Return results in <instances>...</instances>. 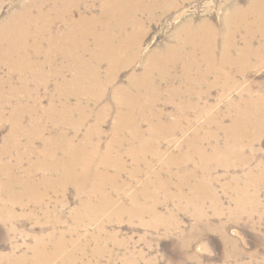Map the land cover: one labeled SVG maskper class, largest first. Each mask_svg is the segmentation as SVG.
<instances>
[{
	"label": "rangeland",
	"instance_id": "1",
	"mask_svg": "<svg viewBox=\"0 0 264 264\" xmlns=\"http://www.w3.org/2000/svg\"><path fill=\"white\" fill-rule=\"evenodd\" d=\"M23 1L26 2L1 0L0 23L12 11L20 9ZM51 1L46 0L44 10L54 6L55 2ZM72 1L76 5L71 14L74 20L95 19L91 21L93 25L88 21L90 24L87 23L76 35L85 38L88 44L84 58H89L95 51V37L107 35L105 27L108 23V33L117 31L114 32V43L133 33L134 23H142V54L139 53L136 61L128 63L125 57L127 53H119L121 58L125 57L127 64L125 61L121 63L124 65H120L111 84L105 87L101 100L90 106L89 118L79 130L68 123L54 125L49 119L51 114L59 117L65 115L61 112L67 104L66 96L60 97L56 89L64 81L55 74L53 76V73L59 68L69 78L73 70L67 66V59L53 53V62L47 64L45 58L49 47L44 43L41 54L34 56V59L38 58V65L26 69L0 65V99H8L0 119V264H13L18 257V264H35L38 256L42 259L38 260L39 264H264V31L255 27L252 28L254 31H250V24L254 25L260 14L255 11L247 13L251 8L250 3L262 2L260 6H263L264 16V0H174L166 5V9L159 8L151 13L139 10V7L151 4L150 0H143L139 2L137 13L130 7L125 19L113 6L106 14L102 13L105 6L112 5L110 0ZM121 3L128 4L125 1ZM238 9L241 13L246 12L239 16L236 13ZM112 10L116 13H111ZM130 11L133 16H130ZM35 12L33 8L32 14ZM122 20L128 21L125 26ZM57 24L55 28H64ZM189 25L197 30L202 25L201 30L206 27L205 32L208 33L204 35L213 42L216 48L212 51L214 54L210 52L207 56L198 38L197 46L186 45L180 50L181 53H170L175 59L167 63L171 69L167 70L168 81L162 80L157 71L153 73L152 83L149 82L148 86L144 81L138 84L130 81V75L142 74L151 53L157 51L161 55L168 45L175 47V44L182 43L176 40L175 34L178 29ZM185 34L183 31L179 33L181 37H186ZM226 48L229 49L227 54ZM188 50L191 59H185ZM229 57L232 61L228 60ZM234 60H237L236 63ZM181 63H189L188 73L185 64ZM212 64L215 66L212 67ZM92 65L99 69L101 80L109 74L106 61L99 63V66L93 61ZM35 73L47 76L46 80L38 81ZM194 76L199 78L195 77L194 80ZM176 87L181 88L178 95L173 93ZM146 89L151 92L153 89L157 93L154 109L144 107L151 101V97L143 93ZM131 90L143 92L136 96ZM133 94L142 105L141 111L135 110L134 115L141 116V113L146 118L140 120L139 137L134 135L131 128L123 126L118 131L115 128L119 111L124 110L119 100L125 96L127 99L134 98ZM86 97L89 98L82 96L83 102L87 101ZM33 99H37L35 104ZM69 100L70 115L77 118V100L74 96H69ZM249 101L260 102L259 106H254L259 108H255L258 112L254 107L251 109V106H247ZM51 104H56L57 109L54 107L50 111ZM32 105L39 108V112L24 113L19 122V125L22 124L13 125L14 128L9 121L10 113L16 108L30 109ZM258 113H262L259 114L261 118L257 116ZM236 115L241 123H235ZM35 117V124H40L32 127L30 123ZM232 125L234 128L227 130ZM67 138H72L74 147L81 148L77 155L84 152L81 155L88 156L96 147L92 171L88 172V181L84 184L77 181L66 183L62 162L67 159ZM143 143L147 146L141 153L139 148ZM215 147L218 149L216 152ZM79 171L80 166L76 169L77 173ZM98 182H103V185ZM150 206H156L155 210ZM48 253H55L56 256L47 258Z\"/></svg>",
	"mask_w": 264,
	"mask_h": 264
},
{
	"label": "bare ground",
	"instance_id": "2",
	"mask_svg": "<svg viewBox=\"0 0 264 264\" xmlns=\"http://www.w3.org/2000/svg\"><path fill=\"white\" fill-rule=\"evenodd\" d=\"M49 1V0H48ZM56 3H58V5L54 4V6L50 9V10H44V6L46 5V0H29L26 2L23 1L24 3H22V6L20 9L18 10H15V11H12L8 16L7 18L0 23V65H8L9 67H13V68H21V69H26V68H31L33 65H38L37 63L39 62L37 59H34V56H39L41 54V48H42V44L44 43H47L48 45V51H50V53L47 51V56H46V62L47 64H51L53 62V53H56L57 55L59 54L60 56H62L65 60L67 59L68 61V64L67 66L73 70L71 76L69 78H66V76L64 75V72L61 71V69H54V73H53V76L54 74L56 75L55 77L57 78H61L64 82L61 83V86L56 89H58V95L60 97H63V96H66V103L67 104H71L69 103V96H74L77 100V106H76V109L78 111V117L76 118H73L71 115H70V112H71V106L69 107L67 104L62 108V112L63 114L65 115H55V114H51L49 117V119H51V121L53 122L54 125H64L66 123H68L70 126H72L73 128H75V130H79L81 128V126L84 124V121H86L87 118H89L88 116L90 115L89 113V108L91 105H96L100 100L101 98L103 97V95H105V87L109 85V83L111 84L113 78H114V74L115 72L118 70V68L120 67L121 63L125 61V57L128 59V63L129 62H133V61H136L138 56H139V53L140 50H141V32H140V26H142L140 22H136L134 23V27H135V30L133 31V33L130 32V35H128V37L124 38V39H119L120 41L118 43H114V32H110L108 33V21L106 23H108V25H106V31H107V35H100V36H97L95 37V40H94V49L95 51L92 52L91 55H89V58H84L83 57V54H85V52L87 51L88 49V44L87 42L85 41V38L83 37H76L77 34H79L80 30H83V27H85V25H87V23H89L88 21H92V20H95V19H91V20H87L85 18H81V19H77V20H74V17L72 14L73 10H74V7H76V5L73 3L74 1L72 0H52ZM51 1V2H52ZM122 1H125L126 3L128 4H122L121 2ZM143 2V0H113L110 2H112V5H107L104 7L103 9V14H106L109 10L110 7L114 8L117 12H119V14L121 15L122 18L125 19V14L127 13V11L130 9V7L134 10V13H137L135 11H138V5H139V2ZM149 1V0H148ZM151 4L146 6V7H139V10H143V11H148V13H151L152 11L156 10V9H159V8H162V10L166 9V5L171 3L172 1L174 0H150ZM259 1V0H258ZM261 1V0H260ZM20 3V4H21ZM77 3V2H76ZM106 3V2H105ZM124 3V2H123ZM262 3V2H260ZM260 3L256 2V1H253L251 4V8L247 11V13H251L253 11H255V13H259L260 14V18L255 20L253 24H250V31H254V28L255 29L257 28L258 30H260L261 32L264 31V24L262 23V13H263V6H260ZM80 4V3H79ZM104 4V2H103ZM102 4V5H103ZM110 4V3H109ZM148 4V3H147ZM0 5H1V0H0ZM106 5V4H105ZM262 5V4H261ZM79 6V5H78ZM145 6V5H144ZM35 9V13L32 14V9ZM102 8V7H101ZM111 8V9H112ZM238 8V7H236ZM234 9V8H233ZM239 10V9H238ZM238 10H235V11H238ZM116 11H111V13H116ZM234 11V10H233ZM234 11V12H235ZM75 12V11H74ZM131 12V11H130ZM142 12V11H141ZM246 12V10H245ZM243 11V13L240 12V10L238 12H236L237 14H239L240 16V13L241 14H244L245 13ZM233 13V12H232ZM230 12V14H232ZM49 14H52V16H48ZM229 14V13H228ZM100 15V14H99ZM109 15H112V14H109ZM117 15V14H116ZM119 15V16H120ZM133 16V13L131 12L130 13V16ZM233 15V14H232ZM249 15V14H248ZM118 16V15H117ZM127 15V17H130ZM243 18V15H241ZM100 17V16H99ZM247 17V16H246ZM256 17V15H255ZM254 17V18H255ZM104 18V17H103ZM113 18V17H112ZM119 18V17H118ZM231 18V16H230ZM76 19V18H75ZM89 19V18H88ZM105 19V18H104ZM116 19V18H115ZM114 19V21H115ZM121 19V18H120ZM228 19V18H227ZM235 19V18H234ZM110 20V19H108ZM231 20V19H230ZM229 20V21H230ZM237 20V19H235ZM242 20V19H241ZM248 20V19H247ZM246 20H244L245 22ZM252 21V20H251ZM105 22V21H104ZM110 22V21H109ZM116 22V21H115ZM118 22V21H117ZM120 22V21H119ZM123 24L122 25H126L127 24V20H122ZM203 22V21H202ZM231 22V21H230ZM238 22V21H237ZM247 22V21H246ZM245 22V23H246ZM37 23H40L39 26H37L36 24ZM57 23H60L64 28H55V24L58 25ZM105 23V24H106ZM114 23V22H112ZM185 23V22H184ZM204 23V22H203ZM236 23V22H235ZM248 23V22H247ZM90 24V23H89ZM88 24V25H89ZM92 24V22H91ZM119 24V23H118ZM129 24V23H128ZM189 24V23H188ZM200 24V23H199ZM205 24V23H204ZM228 24V23H227ZM233 24H234V21H233ZM240 24V23H239ZM60 25V26H61ZM93 25V24H92ZM104 25V24H103ZM102 25V26H103ZM114 25V24H113ZM116 25V24H115ZM132 25V26H133ZM184 25V24H183ZM182 25V26H183ZM187 25V24H186ZM193 25V24H191ZM226 25V24H225ZM242 25V24H241ZM246 25V24H245ZM105 26V25H104ZM117 26V25H116ZM123 26V27H124ZM194 26V25H193ZM200 26V25H199ZM203 26V25H202ZM199 27L200 30H197V29H194L192 28L190 25L189 26H185L184 28L182 27L181 29H178V31L176 32L175 34V38L178 42H182V43H179L178 45L175 44V47L174 46H170L168 45L165 49V53H162V54H165L164 56H162V54L160 55V53H158L157 51H154L153 53H151L147 59V61L145 62V68L143 67V71H142V74H132L130 75V81L133 82V83H137L140 82L142 83V81L146 82L147 86L150 83H152V80H153V73L155 74V71H157L158 73V76L162 79V80H167L168 81V77H169V72L167 70H169L170 68V64L168 65L167 63L170 61V62H173L175 58L171 57L170 56V53L173 51H179L185 47L186 45H191V46H197V42H196V39H200V41L203 43V48L205 49V51L207 52V56H209L210 52H212L214 50L215 47L213 42L212 41H208L207 40V36L205 37V29H206V24L204 26V29L201 30L203 27ZM235 26V24H234ZM240 26V25H238ZM110 27V26H109ZM121 27V26H120ZM121 27V28H123ZM195 27V26H194ZM211 27V26H210ZM231 27V26H230ZM237 27V26H236ZM235 29H238L236 28ZM247 27V26H246ZM111 28V27H110ZM131 28V27H130ZM129 28V29H130ZM233 28V27H232ZM231 28V29H232ZM241 28V27H240ZM245 28V26L243 27ZM128 29V30H129ZM229 29V28H227ZM229 29V30H231ZM234 29V28H233ZM232 29V30H233ZM242 29V28H241ZM246 29V28H245ZM249 29V28H248ZM256 29V30H257ZM97 30V28H96ZM127 30V31H128ZM133 30V29H132ZM143 30V29H141ZM211 30V29H210ZM54 31V32H53ZM85 31V30H84ZM94 31V30H93ZM126 31V30H125ZM124 31V32H125ZM180 31H183L185 32L186 34V37H181L179 35ZM207 31V30H206ZM216 31V30H215ZM240 31V30H238ZM246 31V30H245ZM56 32V33H55ZM117 32V31H116ZM115 32V33H116ZM119 32V31H118ZM121 32V31H120ZM214 32V31H213ZM226 32V31H225ZM231 32V31H229ZM229 32L227 33L229 35ZM258 32V31H257ZM256 32V33H257ZM90 33V32H88ZM97 33V32H96ZM95 33V35H96ZM101 33V32H100ZM105 33V32H104ZM103 33V34H104ZM123 33V32H121ZM208 33V32H207ZM206 33V35H207ZM211 33V32H210ZM209 33V34H210ZM234 33V32H233ZM238 33V32H237ZM253 33V32H251ZM255 33V34H256ZM94 34V33H93ZM182 34V33H181ZM215 34V33H213ZM218 34V32L216 33ZM236 33H234L235 35ZM245 34V33H244ZM247 34V33H246ZM87 35V34H86ZM226 35V33H225ZM233 35V36H234ZM250 35V34H249ZM261 35V34H260ZM91 36V35H89ZM94 36V35H93ZM122 36V35H121ZM210 36V35H209ZM252 36V35H251ZM262 36V35H261ZM85 37V36H84ZM87 37V36H86ZM212 37V36H211ZM94 38V37H93ZM92 38V39H93ZM119 38V37H118ZM117 38V39H118ZM209 38V37H208ZM214 38V37H213ZM227 38V37H226ZM225 38V40H227ZM230 38V36H229ZM232 38V37H231ZM237 38V37H236ZM244 38V37H243ZM31 39V41H30ZM212 39V38H211ZM245 39V38H244ZM255 39V38H254ZM259 39V38H258ZM215 40V39H214ZM231 40V39H230ZM236 40V39H235ZM248 40V39H247ZM199 41V40H198ZM233 41H234V38H233ZM237 41V40H236ZM224 42V41H223ZM222 42V43H223ZM230 42V41H229ZM245 42V41H244ZM200 43V42H199ZM226 43V42H224ZM231 43V42H230ZM236 43V42H235ZM246 43V42H245ZM201 44V43H200ZM234 44V43H233ZM172 45V44H171ZM226 45V44H224ZM223 45V46H224ZM259 45V44H258ZM166 46V45H165ZM228 46H232V45H227ZM260 46V45H259ZM46 47V46H45ZM173 47V48H172ZM191 47V48H193ZM199 47V46H198ZM226 47V46H225ZM224 47V48H225ZM254 47V46H253ZM97 48V49H96ZM196 48V47H195ZM201 48V47H200ZM220 48H223V47H220ZM243 48V46H242ZM252 48V47H251ZM257 48V47H255ZM260 48V47H259ZM258 48V49H259ZM187 49V48H186ZM199 49V48H198ZM216 49V48H215ZM248 49V48H247ZM190 50V49H189ZM188 50V51H189ZM193 50V49H192ZM191 50V51H192ZM201 50V49H200ZM203 50V49H202ZM218 50V49H217ZM224 50V49H223ZM249 50H250V46H249ZM252 50V49H251ZM256 50V49H255ZM34 51V52H32ZM161 51V50H160ZM185 51V50H184ZM231 51V50H230ZM257 51V50H256ZM255 51V52H256ZM120 52H126L127 55L125 56L124 54V58H121L119 56V53ZM162 52V51H161ZM176 52H174L176 54ZM193 52V51H192ZM201 52V51H200ZM204 52V50H203ZM241 52V51H240ZM239 52V53H240ZM248 52V50H247ZM181 53V52H180ZM179 53V54H180ZM185 53V52H184ZM183 53V54H184ZM191 52H186V58L191 56L190 54ZM213 53V52H212ZM225 53H229V49L226 48L225 50ZM223 54V55H226V54ZM246 53V52H245ZM252 53V52H251ZM258 53V52H257ZM142 54V53H141ZM214 54V53H213ZM241 54V53H240ZM249 54V53H248ZM205 55V57H206ZM229 55V54H228ZM243 54H241L242 56ZM185 56V54H184ZM215 56V55H214ZM231 56V55H230ZM237 56H240V55H237ZM176 57V56H175ZM178 57V56H177ZM183 57V56H182ZM193 57V56H192ZM203 57V56H202ZM218 57V56H217ZM216 57V58H217ZM221 57V56H220ZM218 57V58H220ZM249 57V56H248ZM36 58V57H35ZM195 58V57H194ZM208 58V57H207ZM226 58V57H224ZM232 58V57H231ZM238 58V57H237ZM247 58V57H246ZM182 59V58H181ZM191 59V58H190ZM210 59V57H209ZM189 60V59H188ZM196 60V59H195ZM198 60V58H197ZM200 60V59H199ZM198 60V61H199ZM207 60V59H205ZM221 60V59H219ZM227 60V59H226ZM228 60H231L230 57ZM227 60V62H228ZM239 60V59H238ZM66 61V63H67ZM93 61L96 62V64L98 65L99 63L101 62H104L106 61L108 64H109V71L107 73H109L106 78H104L103 80H101L99 78V72H98V68L96 66H93L92 63ZM127 61V60H126ZM126 61L124 63H126ZM183 61V60H182ZM190 61V60H189ZM202 61V60H201ZM211 61V60H210ZM232 61V60H231ZM229 61V62H231ZM235 61V60H234ZM237 61V60H236ZM235 61V63H236ZM245 61V60H243ZM177 62V61H176ZM196 62V61H195ZM207 62V61H206ZM205 62V63H206ZM209 62V60H208ZM212 62V61H211ZM218 62V61H217ZM222 62V61H221ZM228 62V63H229ZM240 62V61H239ZM123 63V65H124ZM178 63V62H177ZM176 63V65H177ZM197 63V62H196ZM210 63V62H209ZM225 63V61L223 62ZM232 63V62H231ZM40 64V63H39ZM127 64V63H126ZM174 64V63H173ZM181 64H185V63H181ZM189 64V63H188ZM188 64H185V69L187 71V73L189 72V65ZM220 64V63H219ZM239 64V63H238ZM121 65V66H123ZM172 65V64H171ZM196 65V64H194ZM218 65V64H217ZM222 65V64H221ZM224 65V64H223ZM228 65V64H227ZM99 66V65H98ZM128 66V65H127ZM169 66V67H168ZM192 66V65H191ZM209 66V65H207ZM215 66L212 64V67ZM235 66V65H234ZM211 67V68H212ZM218 67V66H217ZM222 67V66H221ZM18 68V69H19ZM63 68V67H62ZM67 68V67H66ZM191 69V68H190ZM213 70H216L214 68H212ZM219 69H221L219 67ZM171 70V69H170ZM222 70V69H221ZM64 71V69H63ZM208 71V70H207ZM219 71V70H217ZM210 72V71H208ZM220 72V71H219ZM139 73V72H138ZM172 73V72H171ZM41 74V73H40ZM200 74V73H199ZM202 74V73H201ZM36 76H34L36 79H45L47 76H43V75H39L37 73H35ZM116 75V74H115ZM190 75V74H189ZM192 75V74H191ZM190 75V76H191ZM49 76V75H48ZM193 76V75H192ZM199 76V75H198ZM207 76V75H206ZM113 77V78H112ZM189 77V76H188ZM195 77L197 78V76H194V80H195ZM228 77V75H227ZM231 77V76H230ZM229 77V78H230ZM34 78V79H35ZM172 78V77H171ZM199 78V77H198ZM197 78V79H198ZM202 78H203V75H202ZM201 78V79H202ZM48 79V78H47ZM189 79V78H188ZM196 79V80H197ZM199 79V80H201ZM204 79V78H203ZM202 79V81H203ZM206 79V77H205ZM46 80V79H45ZM59 80V79H58ZM172 80V79H171ZM193 80V81H194ZM228 80V79H226ZM170 81V80H169ZM184 81V80H183ZM185 81H187L185 79ZM191 81V83L193 82ZM44 82V81H43ZM58 82V81H57ZM161 82V80H160ZM171 82V81H170ZM196 82V81H195ZM198 82V81H197ZM215 82V81H214ZM131 83V84H133ZM156 83V82H155ZM187 83V82H186ZM200 83V82H199ZM203 83V82H202ZM226 83V82H225ZM26 84V83H25ZM23 84V85H25ZM37 84V83H36ZM57 84V83H56ZM130 84V82H129ZM145 84V85H146ZM154 84V83H153ZM159 84V83H158ZM168 84V83H167ZM185 84V83H184ZM190 84V83H189ZM198 84V83H197ZM27 85V84H26ZM38 85V84H37ZM136 84H134L135 86ZM141 85V84H140ZM194 85V84H193ZM39 86V85H38ZM57 86V85H56ZM138 86V85H137ZM144 86V85H143ZM178 86V85H177ZM185 86V85H184ZM195 86V85H194ZM230 86V85H229ZM118 87V86H117ZM133 89V85L131 86ZM151 87H153L151 85ZM148 88L149 90L151 89ZM156 87V86H155ZM154 87V88H155ZM172 87V86H171ZM181 87V85L179 86ZM188 87V86H187ZM131 88V89H132ZM142 88V87H140ZM183 88V87H182ZM189 88V87H188ZM195 88V87H194ZM116 89V87H115ZM148 89H146L144 92L143 91H135L134 90L132 92H134V94L137 96V95H142V92L144 94H147L148 96L151 97V101L145 105L144 104V107H148L149 109H154V104H155V100L157 101V98L155 97L157 95V93H154L153 92V89H152V92L149 91ZM156 89V88H155ZM154 89V90H155ZM191 89V88H190ZM28 90V89H27ZM26 90V91H27ZM119 90V89H118ZM117 90V91H118ZM144 90V89H143ZM181 90V88H174L173 89V93L175 92L176 95H178L177 93ZM192 90V89H191ZM194 90V89H193ZM10 91V90H9ZM16 91V90H15ZM127 91V90H126ZM130 91V92H131ZM189 91V89H188ZM248 91V90H247ZM119 92V91H118ZM123 92V91H122ZM129 92V91H128ZM131 92V93H132ZM181 92V91H180ZM187 92V90L185 91V93ZM249 92V91H248ZM17 93V92H16ZM152 93V94H151ZM167 93V92H166ZM174 93V94H175ZM192 93V92H191ZM196 93V92H195ZM194 93V94H195ZM200 93V92H199ZM13 94V93H11ZM19 94V93H18ZM31 94V93H30ZM114 94V97H115V92L113 93ZM133 94L132 97H134L135 95ZM171 94V93H170ZM180 94H183L180 93ZM193 94V95H194ZM32 95V94H31ZM122 95V94H120ZM127 95V94H126ZM15 96V95H14ZM18 96V95H17ZM30 96V95H29ZM82 96H89L86 97L87 98V101L86 102H83L82 100ZM125 96V95H123ZM172 96V95H171ZM175 96V95H174ZM192 96V94H191ZM9 97V95H8ZM118 96L116 95V98ZM180 97V96H179ZM1 98H5V97H1ZM12 98V97H10ZM65 98V97H64ZM126 98V96H125ZM123 98L121 100H119V102L122 104L121 106L124 107V110L122 111H119V114L117 116V122L115 124V128H116V131L120 130L123 126L126 127V128H131L134 132V135L136 137H139L140 136V129H139V124H140V120H143V119H146L145 116H143L141 113H139L141 116H136L134 115L135 113V110H138V111H141V104H140V101L138 100V98ZM251 98V97H250ZM253 98V97H252ZM6 99V98H5ZM59 99V98H58ZM61 99V98H60ZM71 99V98H70ZM10 100V99H9ZM245 100V98L243 99ZM253 100V99H252ZM259 100V99H257ZM20 101V100H19ZM34 103L35 104L37 102V99H33ZM242 101V100H241ZM246 101V100H245ZM263 101V100H261ZM8 102V99L7 100H4V99H0V119L2 118V112L5 110V106H6V103ZM62 102V101H61ZM60 102V103H61ZM264 102V101H263ZM19 103V102H18ZM21 103V102H20ZM19 103V104H20ZM54 103V102H53ZM247 103V102H246ZM249 105L247 106H251V109H253L254 106H259L260 105V102L259 101H252V102H248ZM18 104V106H19ZM57 104V103H56ZM56 104H51V109H49L50 111L53 110V108L55 107ZM118 104V103H117ZM22 105V104H21ZM27 105V104H26ZM187 105V104H186ZM233 105V104H232ZM244 105V104H243ZM263 105V104H262ZM17 106V107H18ZM28 106V105H27ZM33 107H29L30 109H23L25 107H22V108H16L14 109L10 114V119L9 121H11L12 123V126H18L19 125V122H21V118H22V115L24 113H30V114H37L39 112V108L37 107H34L35 105H32ZM37 106V105H36ZM58 106V105H57ZM104 106V105H103ZM185 106V105H184ZM240 106V105H239ZM40 107V106H39ZM143 107V109H144ZM187 107V106H186ZM234 107V106H233ZM56 108V107H55ZM60 108V107H59ZM58 108V109H59ZM92 108V107H91ZM106 108V107H105ZM137 108V109H136ZM181 108V107H180ZM239 108V107H238ZM244 108V107H242ZM257 108V107H254V109ZM262 108V106H261ZM46 109V108H45ZM44 109V110H45ZM57 109V108H56ZM73 109V108H72ZM247 109V108H246ZM259 109V108H257ZM12 110V109H11ZM48 110V111H49ZM61 110V109H60ZM184 110V109H183ZM256 110V109H255ZM47 111V110H46ZM55 111V110H54ZM243 111V110H242ZM257 111V110H256ZM261 111V110H260ZM264 111V110H263ZM43 112V111H42ZM59 114H60V111H58ZM245 112V111H244ZM243 112V113H244ZM255 112V111H254ZM258 112V111H257ZM262 112V111H261ZM41 113V112H40ZM56 113V112H55ZM76 113V112H75ZM253 113V112H252ZM263 113V112H262ZM261 113V114H262ZM43 114L45 115L46 113L43 112ZM246 114V113H245ZM256 114V112H255ZM260 113L257 114L258 117L261 118V116H259ZM260 114V115H261ZM264 114V113H263ZM42 115V114H41ZM155 115V114H154ZM160 116V114H158ZM239 115V114H238ZM242 115V114H241ZM251 115V114H250ZM253 115V114H252ZM38 116V115H37ZM245 116V115H244ZM248 116V115H247ZM256 116V115H255ZM257 116H256V119H257ZM45 117V116H44ZM237 117V115L235 116V118ZM250 117V116H248ZM41 119V116L39 117ZM46 118V117H45ZM242 118V116L240 117ZM245 118V117H244ZM247 118V117H246ZM245 118V119H246ZM251 118V117H250ZM30 119V118H29ZM35 118H33L32 122L30 123V126L32 125V127H34V125H37L39 122H37V124H35ZM48 119V118H47ZM31 120V119H30ZM39 120V119H38ZM149 120V119H148ZM209 120H212V119H209ZM248 120V119H247ZM246 120V121H247ZM254 120V119H253ZM260 120V119H259ZM23 121V120H22ZM50 121V122H51ZM150 121V120H149ZM255 121V120H254ZM253 121V122H254ZM264 121V120H263ZM262 121V123H264ZM41 122V121H40ZM215 122V121H214ZM238 122H240V119L239 118H236L235 119V123L238 124ZM177 123V122H176ZM234 123V124H235ZM241 123V122H240ZM22 124V123H21ZM20 124V125H21ZM40 124V123H39ZM42 124V123H41ZM52 124V123H51ZM52 124V125H53ZM261 124V123H260ZM19 125V126H20ZM29 125V124H28ZM85 125V124H84ZM166 125V124H165ZM13 126V127H14ZM41 126V125H40ZM68 126V125H67ZM66 126V127H67ZM164 125H162L163 127ZM238 126V125H237ZM240 126V124H239ZM23 127V125H22ZM28 127V126H27ZM26 127V129H27ZM37 127V126H36ZM97 127V126H96ZM95 127V128H96ZM155 127V126H154ZM11 128V127H10ZM15 128V127H14ZM19 128V127H18ZM25 128V127H24ZM47 128V127H45ZM228 128V129H227ZM226 129L227 130H231L232 128H234V126L232 125L231 127H227ZM17 129V128H16ZM23 129V128H22ZM25 129V130H26ZM35 128H33L34 130ZM38 129V127H37ZM40 129V128H39ZM43 130V129H42ZM41 130V131H42ZM74 130V129H73ZM234 130V129H233ZM11 131L13 132V130L11 129ZM15 131V130H14ZM24 131V130H23ZM32 131V130H30ZM57 131V130H56ZM96 131V130H95ZM164 131V129L162 130ZM16 132V131H15ZM37 132H40V131H37ZM43 132V131H42ZM55 132V131H54ZM60 132V131H59ZM77 132V131H76ZM20 133V132H18ZM29 133V132H28ZM30 133H33V132H30ZM44 133V132H43ZM58 133V132H57ZM93 133V132H92ZM233 133V132H232ZM10 134V132H9ZM21 134V133H20ZM62 134V133H61ZM11 135V134H10ZM18 135V134H17ZM16 135V136H17ZM29 135V134H28ZM56 135V133H55ZM59 135V134H58ZM27 136V135H26ZM10 137V136H9ZM12 137V136H11ZM10 137V138H11ZM43 137V136H42ZM47 137V136H46ZM50 137V136H49ZM52 137V135H51ZM159 137V136H158ZM32 138H34L32 136ZM31 138V139H32ZM37 138V137H36ZM58 138V137H56ZM61 137H59L60 139ZM64 138V136H63ZM39 139V137H38ZM49 139V138H48ZM9 140V139H8ZM14 140V139H13ZM46 140V139H45ZM63 140H66V139H63ZM62 140V141H63ZM141 140V139H140ZM11 141V140H9ZM50 141H53L50 140ZM48 141V144L49 142ZM56 140H54L55 142ZM59 141V140H58ZM15 142V141H13ZM20 142V141H19ZM27 142V141H26ZM30 142V141H29ZM33 142V141H32ZM46 142V141H44ZM191 142V141H190ZM10 143V142H8ZM18 143V142H17ZM61 143V142H60ZM16 144V143H15ZM34 144V143H33ZM51 144V143H50ZM53 144V143H52ZM56 144V143H55ZM58 144V143H57ZM144 144V143H143ZM14 145V144H13ZM28 145V144H26ZM25 145V146H26ZM64 145V144H62ZM67 145V148L66 149V157L62 163L64 165V168H62L63 170H65V174H66V180L68 182L66 183H69L72 181H77V182H80L82 184H84L87 180V174L88 172L91 170L92 171V159L95 157V152H96V147H93L92 148V151L90 152V154H88V156H85V155H81V154H84V152H82L81 154L77 155V153L80 151L81 148H77V147H74L73 146V143H72V138H67V142L66 144ZM18 146V144H17ZM85 146V145H83ZM147 145L144 144L143 146H141V148H139V151H143V149H145ZM45 147V146H44ZM47 147V146H46ZM60 147V146H59ZM58 147V148H59ZM62 147V146H61ZM86 147V146H85ZM110 147V146H109ZM17 148V147H16ZM31 148V147H29ZM49 148V147H48ZM56 148V147H55ZM55 148H53L55 150ZM84 148V147H83ZM82 148V149H83ZM108 148V146H107ZM6 149V148H5ZM33 149V148H32ZM46 149V148H45ZM52 149V148H51ZM60 149V148H59ZM64 149V150H65ZM111 149V147L109 148ZM56 150H58L56 148ZM61 150V149H60ZM63 150V149H62ZM138 150V149H137ZM218 149L215 147L214 151L216 152ZM228 152H230V147L228 146ZM39 151V150H38ZM44 151V150H42ZM83 151V150H82ZM85 151V150H84ZM136 151V150H135ZM199 151V150H198ZM28 152V150H27ZM31 152V151H29ZM51 152V151H50ZM53 152V151H52ZM87 152V151H86ZM108 152V151H107ZM105 152V153H107ZM213 152V151H212ZM39 153V152H37ZM42 153V152H40ZM45 153V151L43 152V154ZM56 153V151H55ZM80 153V152H79ZM99 153V151H98ZM197 153V152H196ZM204 153V152H202ZM46 154V153H45ZM100 154V153H99ZM136 154V153H135ZM140 154V153H139ZM144 154V153H143ZM52 155V154H51ZM56 155V154H55ZM87 155V154H86ZM57 156V155H56ZM64 156V155H63ZM62 156V157H63ZM101 156V155H99ZM107 156V155H106ZM117 156V155H116ZM41 157V156H40ZM43 157V156H42ZM49 157V156H48ZM60 157V156H59ZM58 157V158H59ZM110 157V156H108ZM203 157V155H202ZM212 157V156H211ZM52 158V157H51ZM64 158V157H63ZM111 158H114V157H111ZM42 159V158H41ZM60 159V158H59ZM53 160V159H52ZM100 160V159H99ZM111 160V159H110ZM50 161V160H49ZM101 161V160H100ZM109 161V160H108ZM4 162V161H3ZM53 162V161H52ZM106 162V161H105ZM117 161H115L116 163ZM121 162V161H120ZM2 163V162H1ZM41 163V162H40ZM58 163V162H57ZM56 163V164H57ZM104 163V162H103ZM109 163V162H108ZM114 163V164H115ZM4 164V163H2ZM7 164V163H6ZM43 164V163H42ZM47 164V162H46ZM45 164V165H46ZM54 164V162H53ZM61 164V163H60ZM59 164V165H60ZM102 164V163H101ZM106 164V163H105ZM44 165V164H43ZM94 165V164H93ZM11 166V165H10ZM55 166V165H53ZM79 166L81 167V171H79L78 173L76 172V169L79 168ZM105 166V165H103ZM111 166V164H110ZM116 166V165H115ZM121 166V165H120ZM4 167V166H3ZM63 167V166H62ZM95 167V166H94ZM106 167V166H105ZM118 167V166H117ZM11 168V167H10ZM120 168V167H119ZM1 169V168H0ZM4 169V168H3ZM51 169V168H50ZM55 169V167H54ZM94 171L96 169L93 168ZM107 169V168H106ZM56 170V169H55ZM119 170V169H117ZM10 171V170H8ZM54 171V170H53ZM101 171V170H100ZM60 172V171H59ZM62 172V171H61ZM60 172V173H61ZM107 173V171H106ZM13 174V173H12ZM63 174V173H62ZM94 174V172H93ZM103 174V173H102ZM14 175V174H13ZM97 175H98V172H97ZM100 175V174H99ZM105 175V174H104ZM107 175V174H106ZM105 175V176H106ZM117 175V174H116ZM105 176H102L105 177ZM113 176V175H111ZM12 177V176H11ZM91 177V176H90ZM101 177V176H100ZM99 177V178H100ZM110 177V176H109ZM15 178V177H14ZM13 178V179H14ZM62 178V177H61ZM60 178V179H61ZM95 178V176L93 177ZM115 178V177H114ZM12 179V180H13ZM88 179H89V176H88ZM106 179V178H105ZM112 179V178H111ZM62 180V179H61ZM65 180V179H64ZM91 180V179H90ZM98 180V178H97ZM88 181V180H87ZM108 181V180H107ZM113 181V180H112ZM111 181V182H112ZM96 182V181H95ZM94 182V185H96ZM173 182V181H172ZM9 183V182H8ZM65 183V182H64ZM98 183H101V182H98ZM103 183V182H102ZM101 183V184H102ZM113 183V182H112ZM7 184V182L5 183V185ZM75 184V183H74ZM81 184V185H82ZM93 184V183H92ZM63 185V184H62ZM76 185V184H75ZM87 185V184H86ZM85 185V186H86ZM103 185V184H102ZM115 185V184H114ZM3 187V186H2ZM117 187V186H116ZM7 188V187H6ZM9 188V187H8ZM80 188V186L78 187V189ZM82 188V187H81ZM95 188V187H94ZM93 188V190H94ZM99 188V187H98ZM118 189V187H117ZM80 190V189H79ZM86 190V189H85ZM91 190V189H89ZM96 190H99V189H96ZM95 190V191H96ZM102 191V190H101ZM91 192V191H90ZM99 192V191H97ZM95 194V193H94ZM101 194V192L99 193V195ZM90 196V195H89ZM97 196V195H96ZM107 196V195H106ZM92 197V196H91ZM109 198V197H108ZM88 199V198H87ZM104 199V198H103ZM89 200V199H88ZM111 200V199H110ZM103 202V200H101ZM106 201V200H104ZM109 201V200H108ZM86 202V201H84ZM100 202V201H98ZM107 202V201H106ZM104 204V203H103ZM107 204V203H106ZM100 205V204H99ZM152 206V205H151ZM150 206V207H151ZM99 207V206H98ZM101 207V206H100ZM103 207V205H102ZM105 207V206H104ZM103 207V208H104ZM156 207V206H155ZM155 207H151L153 208V211L155 210L154 208ZM85 208V207H84ZM137 208V207H136ZM83 209V208H82ZM152 210V209H151ZM36 250V249H35ZM54 252V251H53ZM34 253V252H33ZM39 253V251H38ZM55 253H58V252H55ZM55 253H51L49 255H47V258H52L54 257ZM35 254V253H34ZM42 254V253H41ZM70 254V253H69ZM39 255V254H38ZM34 256V255H33ZM56 256V255H55ZM41 257V256H40ZM65 257V256H64ZM70 258V256H69ZM65 259V258H63ZM19 257L18 259H15L14 263L13 264H18L19 263ZM38 260H42L39 258L36 259V262L35 264H39ZM70 260V259H68ZM67 262V261H66ZM69 262V261H68ZM21 263V262H20ZM41 264V263H40ZM62 264V263H61ZM65 264V263H63ZM69 264V263H68Z\"/></svg>",
	"mask_w": 264,
	"mask_h": 264
}]
</instances>
